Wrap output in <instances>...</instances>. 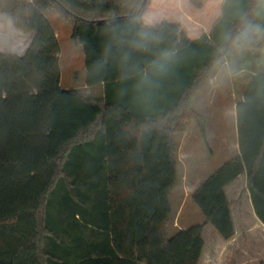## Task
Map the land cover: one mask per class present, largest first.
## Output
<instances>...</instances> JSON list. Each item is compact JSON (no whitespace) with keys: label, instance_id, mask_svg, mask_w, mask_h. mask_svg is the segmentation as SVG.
I'll use <instances>...</instances> for the list:
<instances>
[{"label":"trees","instance_id":"obj_1","mask_svg":"<svg viewBox=\"0 0 264 264\" xmlns=\"http://www.w3.org/2000/svg\"><path fill=\"white\" fill-rule=\"evenodd\" d=\"M255 2L242 0L249 11ZM221 8L227 15L229 5L217 0L171 6L164 40L124 60V50H107L113 26L127 23L123 0H0V12L32 36L22 56L0 52V264H198L207 223L224 241L234 235L225 187L243 173L264 225V72H258L235 107L238 154L192 193L204 222L167 233L174 138L195 121L206 143L192 99L228 48ZM48 10L72 22L85 85L103 84V98L59 86ZM167 51L175 56L155 78L158 86L137 88Z\"/></svg>","mask_w":264,"mask_h":264},{"label":"rangeland","instance_id":"obj_2","mask_svg":"<svg viewBox=\"0 0 264 264\" xmlns=\"http://www.w3.org/2000/svg\"><path fill=\"white\" fill-rule=\"evenodd\" d=\"M45 16L56 34L59 46V86L62 89L81 92L85 85L84 57L82 47L71 41L72 22L62 20L52 10L46 11ZM3 27L2 22L0 43L5 46L2 47L5 50L1 53L15 55L7 51L17 46L20 50L25 48L21 55L16 54L22 56L31 42V34L27 40L26 37L20 36L23 31L16 34ZM223 56L224 58L210 69L192 99L194 111L204 121L206 143L195 121L187 122L181 135L177 134L174 138L176 180L169 191V235L175 233L178 228L204 222L203 216L192 201V193L214 170L234 156L233 119L230 110L239 99L243 84L252 73L264 72V42L244 50L228 46ZM258 233L255 231L251 235L259 245H263L264 238ZM202 238L206 244L202 262L205 264L212 248L224 240L209 223L203 228ZM223 250L225 247L222 248L221 255Z\"/></svg>","mask_w":264,"mask_h":264},{"label":"clouds","instance_id":"obj_3","mask_svg":"<svg viewBox=\"0 0 264 264\" xmlns=\"http://www.w3.org/2000/svg\"><path fill=\"white\" fill-rule=\"evenodd\" d=\"M184 0H148L145 5L136 0H123V4L130 11L125 26H113L110 35V44L107 50L115 47L118 51L124 50L123 58L127 60L132 51H147L153 44L164 40L166 24L171 22L170 7L183 3ZM220 5H229V12L223 8L219 17L226 20L222 31L224 44L237 50L252 48L264 42V0H256L253 9L245 10L242 0H217ZM239 21L235 30H228L226 24ZM175 56L174 52L167 51L157 60L152 61L150 71H145L137 84V88L146 89L157 87L156 77L165 75Z\"/></svg>","mask_w":264,"mask_h":264},{"label":"crops","instance_id":"obj_4","mask_svg":"<svg viewBox=\"0 0 264 264\" xmlns=\"http://www.w3.org/2000/svg\"><path fill=\"white\" fill-rule=\"evenodd\" d=\"M2 22L4 23V27L8 28L11 32L18 34L20 33V31H22L13 26L8 14L0 12V29ZM0 32H2V30H0ZM21 35L26 37L27 39L29 38L30 33L22 32L20 36ZM28 43L29 41L26 43V45H28ZM2 47L5 48V46L1 45L0 43V52H3V50H5ZM16 50H18L19 52L15 53ZM24 50L25 48H22L20 50L17 49V46H13V48L11 50H8L7 52L13 53L15 55H21ZM222 58H224V56ZM256 73L258 72H254L252 73V75ZM246 83L247 82L243 84L239 99L234 103L230 110L231 117L233 119V137L235 150L234 156L238 154L235 107L236 103L242 100V95ZM104 87L105 86L103 84H98L95 86L84 85L82 91L78 92L87 98L100 99L104 97ZM225 194L229 202V210L233 222L234 235L231 239L221 242L220 245L212 248V251H210L211 255L209 256V259L205 264H264V243L263 245H259V242L257 243V241L254 240V237H252L251 235L254 234L255 231H257L259 232V236L261 235L263 236L262 238H264V225L257 219L254 213L250 193L247 186L246 174H240L234 181L227 185L225 187ZM186 228H178V230H184ZM203 242L204 245L198 264H204L202 262L206 244L204 240ZM223 247H225V250H223V254L221 255L220 253H222Z\"/></svg>","mask_w":264,"mask_h":264}]
</instances>
